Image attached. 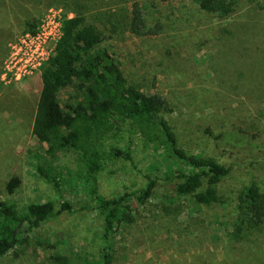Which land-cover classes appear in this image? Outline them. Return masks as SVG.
<instances>
[{
  "label": "rangeland",
  "instance_id": "1",
  "mask_svg": "<svg viewBox=\"0 0 264 264\" xmlns=\"http://www.w3.org/2000/svg\"><path fill=\"white\" fill-rule=\"evenodd\" d=\"M77 1L88 5L89 20L106 28L102 23L110 14L126 19L134 0H0V199H15L21 206L54 199L57 208L68 200L80 209L24 228L22 242L0 264H56L53 257L59 253L70 264H101V217L80 208L87 188L66 178L60 197L32 166L45 150L32 134L40 67L14 74L25 60L53 53L52 26L49 37L33 36L44 22L73 15ZM139 1L149 24L162 23V32L142 36L120 26L117 32L106 30L110 37L104 44L129 83L167 98L164 116L180 145L218 158L231 173L216 186L217 201L197 202L193 194H177L175 182L166 179L165 169L173 162L163 152H152L139 135L126 133L118 144L131 145L132 159L116 160L99 173L100 193L108 198L132 193L150 179L156 185L145 202L131 200L133 220L118 227L111 264H264V228L233 236L245 186L253 174L264 180V11L246 0L227 17L192 0ZM71 92L61 91L62 102ZM49 161L59 170L75 167L66 151ZM14 175L21 185L9 194L5 183Z\"/></svg>",
  "mask_w": 264,
  "mask_h": 264
},
{
  "label": "trees",
  "instance_id": "2",
  "mask_svg": "<svg viewBox=\"0 0 264 264\" xmlns=\"http://www.w3.org/2000/svg\"><path fill=\"white\" fill-rule=\"evenodd\" d=\"M202 10L227 17L232 15L243 0H192ZM264 11V0H246ZM61 21V34L53 53L40 67V91L32 123V134L44 145V153L36 154L32 161L34 172L48 182L62 197L66 178L84 185L82 211L96 212L101 217L99 235L103 248L101 264H111L110 248L121 223L131 222V200L145 202L153 194L155 179L146 187L132 193L125 192L106 197L99 191V173L119 159H132V147H120L126 133L139 135L145 147L152 152L161 151L173 162L165 169L166 179L175 182L179 195L193 194L197 202L211 204L218 200L216 186L231 173V167L218 158L190 153L184 149L164 116L169 110L167 98L158 91H146L126 79L119 62L104 42L110 37L106 30L117 32L124 26L142 36L159 35L163 24L150 25L141 2L128 3V17L119 20L116 14L107 16L102 28L86 15L87 4L75 3ZM123 15V11L121 12ZM110 25V28L108 27ZM72 89L62 102L60 93ZM109 138L114 143L109 144ZM74 156L75 167L57 169L49 159L60 152ZM177 161L183 162L181 168ZM21 179L14 175L5 183L9 194L20 187ZM89 196V199H87ZM242 214L233 236L242 238L250 229L264 228V180L253 174L242 193ZM68 200L54 199L27 202L22 206L17 200L0 199V258L21 242L24 228L31 230L56 218L62 212L73 214ZM56 264H70L63 254L53 257Z\"/></svg>",
  "mask_w": 264,
  "mask_h": 264
},
{
  "label": "built area",
  "instance_id": "3",
  "mask_svg": "<svg viewBox=\"0 0 264 264\" xmlns=\"http://www.w3.org/2000/svg\"><path fill=\"white\" fill-rule=\"evenodd\" d=\"M61 21H62V18L57 19V20L52 19L50 21H46V23L44 22L42 24V29H40L38 31V33H36V35L33 36V38H36V40H41V39H45V38L49 37L50 35H52V33L48 28H51V26H52L54 28V34L56 35V38H55V43H56L58 37L61 34ZM45 24H47V25L45 26ZM48 56L45 59L42 57L34 56L31 59L25 60L23 65H22L23 67H21V68L17 67L14 74L16 76L18 75L19 77L21 75L28 74L29 72L32 71L33 68L41 67L42 64L44 63V61L48 58Z\"/></svg>",
  "mask_w": 264,
  "mask_h": 264
}]
</instances>
